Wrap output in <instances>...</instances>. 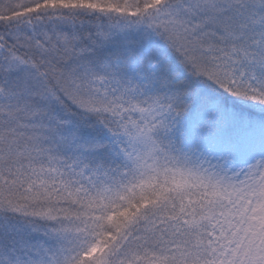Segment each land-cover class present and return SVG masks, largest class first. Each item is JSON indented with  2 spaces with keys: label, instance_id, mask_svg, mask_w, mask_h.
Returning a JSON list of instances; mask_svg holds the SVG:
<instances>
[{
  "label": "snow or ice",
  "instance_id": "1",
  "mask_svg": "<svg viewBox=\"0 0 264 264\" xmlns=\"http://www.w3.org/2000/svg\"><path fill=\"white\" fill-rule=\"evenodd\" d=\"M0 264H264V0H0Z\"/></svg>",
  "mask_w": 264,
  "mask_h": 264
}]
</instances>
